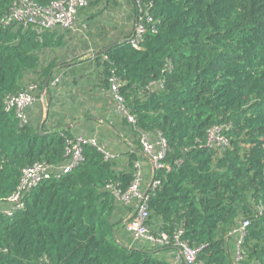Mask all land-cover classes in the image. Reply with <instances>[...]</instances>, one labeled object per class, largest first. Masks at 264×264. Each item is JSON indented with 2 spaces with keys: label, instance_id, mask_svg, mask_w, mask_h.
Segmentation results:
<instances>
[{
  "label": "trees",
  "instance_id": "trees-1",
  "mask_svg": "<svg viewBox=\"0 0 264 264\" xmlns=\"http://www.w3.org/2000/svg\"><path fill=\"white\" fill-rule=\"evenodd\" d=\"M16 1L0 0V264H170L181 244L193 264H264V0H87L74 32L4 27ZM80 36L90 56L60 58ZM26 92L19 119L6 102ZM143 135L165 145L158 169ZM35 164L50 179L13 210ZM137 176L153 241L126 229Z\"/></svg>",
  "mask_w": 264,
  "mask_h": 264
},
{
  "label": "built area",
  "instance_id": "built-area-1",
  "mask_svg": "<svg viewBox=\"0 0 264 264\" xmlns=\"http://www.w3.org/2000/svg\"><path fill=\"white\" fill-rule=\"evenodd\" d=\"M87 4V0H49L46 4H40L32 0H17L14 6L8 11V13L2 18L1 24L4 27H12L16 25L22 26H34L38 30L51 29L57 27L58 29L72 31L76 25L75 14L78 8ZM143 32L142 24H137L134 37L130 40L133 47L137 46V40ZM33 90V87H29V92ZM29 92L21 93L14 98H10L6 102V108H14L15 114L19 119L23 118V110L31 105L35 99ZM113 92L117 106L120 112L126 117L127 122L133 123L134 119L130 116L126 109L122 105V101L117 96V86L113 84ZM209 144L216 143L217 145L224 147L226 141L222 137H215L211 134L208 138ZM95 146L94 141L90 142ZM160 149L155 151L152 144L149 143V139L146 135L141 138V147L143 152L149 157L152 167L154 169L160 168L161 160L164 156V143L161 141L157 143ZM74 153L72 155L71 164L65 168L64 172L70 171L80 160V148L78 145L73 147ZM99 150L103 153L102 148ZM104 154V153H103ZM105 158L108 157L106 154ZM50 174L46 172L45 166L42 164H35L30 168L24 169L21 173L19 187L17 191L9 198L14 204L13 210L21 208L22 203L20 201V195L23 192L30 191L42 182L50 179ZM139 178L136 177L135 182L129 188L128 192L122 196V200L125 203H129L133 198L138 199V204L131 219L126 224V229L134 235L135 239H153L148 235V228L145 224L147 219V212L145 209V195H141L138 190ZM13 210L6 212V215L10 216ZM248 223L243 222L239 227L233 229L229 236H236L237 249L244 235L245 228ZM158 244H168L166 236H162L156 241ZM179 253L171 261L170 264H193L196 260V255L199 250H193L187 247L185 244L178 245ZM235 261H240L238 252L235 254Z\"/></svg>",
  "mask_w": 264,
  "mask_h": 264
},
{
  "label": "crops",
  "instance_id": "crops-1",
  "mask_svg": "<svg viewBox=\"0 0 264 264\" xmlns=\"http://www.w3.org/2000/svg\"><path fill=\"white\" fill-rule=\"evenodd\" d=\"M72 31L74 32L75 28ZM60 32H63V31H60ZM71 37H72V34H71ZM70 39L71 38H69V40ZM84 44H86V46H89L88 51L85 50ZM91 51H92V47L85 41V39L82 36H80L78 39H71L69 41L67 47L62 50L60 58H65V57L70 58V59L87 58L90 56ZM41 107L44 108V100L41 101Z\"/></svg>",
  "mask_w": 264,
  "mask_h": 264
},
{
  "label": "water",
  "instance_id": "water-1",
  "mask_svg": "<svg viewBox=\"0 0 264 264\" xmlns=\"http://www.w3.org/2000/svg\"><path fill=\"white\" fill-rule=\"evenodd\" d=\"M98 53H100V52H97L96 54H94V55H98ZM39 134L42 136V135H44L43 134V132H42V129L40 128V130H39ZM145 195H146V193H145Z\"/></svg>",
  "mask_w": 264,
  "mask_h": 264
},
{
  "label": "rangeland",
  "instance_id": "rangeland-1",
  "mask_svg": "<svg viewBox=\"0 0 264 264\" xmlns=\"http://www.w3.org/2000/svg\"><path fill=\"white\" fill-rule=\"evenodd\" d=\"M98 10H101V8H98ZM85 50L88 51L89 50V46H86V44H84ZM84 49V48H83ZM92 52V51H91ZM90 53V52H89Z\"/></svg>",
  "mask_w": 264,
  "mask_h": 264
}]
</instances>
